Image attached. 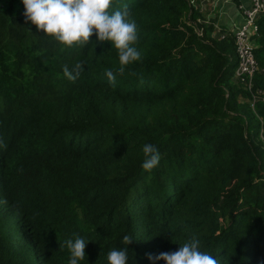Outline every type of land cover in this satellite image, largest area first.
<instances>
[{
	"label": "trees",
	"instance_id": "trees-1",
	"mask_svg": "<svg viewBox=\"0 0 264 264\" xmlns=\"http://www.w3.org/2000/svg\"><path fill=\"white\" fill-rule=\"evenodd\" d=\"M202 3L114 0L109 11L132 13L142 57L120 72L95 31L68 47L25 23L22 0H0V264H69L77 234L79 264H108L123 247L127 264H165L146 253L192 238L228 264L264 260V14L249 90L233 32ZM78 62L73 82L63 68ZM147 143L160 154L151 171Z\"/></svg>",
	"mask_w": 264,
	"mask_h": 264
},
{
	"label": "clouds",
	"instance_id": "clouds-1",
	"mask_svg": "<svg viewBox=\"0 0 264 264\" xmlns=\"http://www.w3.org/2000/svg\"><path fill=\"white\" fill-rule=\"evenodd\" d=\"M25 23L29 21L37 30L53 36L57 41L72 47H85L90 43V37L95 31L96 43L111 42L118 52L120 72L124 67L141 60V53L134 46L139 42L138 26L131 18L127 5L120 10L115 9L114 0H22ZM84 70L83 62H78L70 69L63 68L64 76L76 81ZM109 84L115 86L116 77L113 71L106 72ZM0 146L6 147V145ZM144 160L142 168L151 171L158 165L160 154L157 147L147 143L143 145ZM130 235H124L122 244L127 246L133 242ZM66 245L71 252L69 264H79L86 256L87 240L76 235L75 240H67ZM149 260L165 261V264H228L218 260L206 251H202L200 242L192 238L180 245L178 251L160 252L158 255L146 253ZM128 248L113 249L108 252V264H127ZM264 264V260L260 262Z\"/></svg>",
	"mask_w": 264,
	"mask_h": 264
},
{
	"label": "built area",
	"instance_id": "built-area-1",
	"mask_svg": "<svg viewBox=\"0 0 264 264\" xmlns=\"http://www.w3.org/2000/svg\"><path fill=\"white\" fill-rule=\"evenodd\" d=\"M241 12L243 22L233 32L237 53L235 78L245 84L249 90H253L254 76L260 69L255 54V37L259 31L258 19L264 14V0H250V5L242 7ZM206 22H209V20ZM214 24L216 30L221 32L217 23L215 22ZM261 94L262 91L253 94V100H251L252 106L261 98Z\"/></svg>",
	"mask_w": 264,
	"mask_h": 264
},
{
	"label": "crops",
	"instance_id": "crops-1",
	"mask_svg": "<svg viewBox=\"0 0 264 264\" xmlns=\"http://www.w3.org/2000/svg\"><path fill=\"white\" fill-rule=\"evenodd\" d=\"M204 7L216 19L222 33L234 32L243 22L242 7H248L250 0H204Z\"/></svg>",
	"mask_w": 264,
	"mask_h": 264
},
{
	"label": "rangeland",
	"instance_id": "rangeland-1",
	"mask_svg": "<svg viewBox=\"0 0 264 264\" xmlns=\"http://www.w3.org/2000/svg\"><path fill=\"white\" fill-rule=\"evenodd\" d=\"M200 1H202V0H200Z\"/></svg>",
	"mask_w": 264,
	"mask_h": 264
}]
</instances>
